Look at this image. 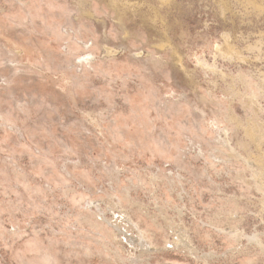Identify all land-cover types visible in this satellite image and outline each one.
<instances>
[{"label":"rangeland","instance_id":"obj_1","mask_svg":"<svg viewBox=\"0 0 264 264\" xmlns=\"http://www.w3.org/2000/svg\"><path fill=\"white\" fill-rule=\"evenodd\" d=\"M262 137L264 0H0V264H264Z\"/></svg>","mask_w":264,"mask_h":264},{"label":"bare ground","instance_id":"obj_2","mask_svg":"<svg viewBox=\"0 0 264 264\" xmlns=\"http://www.w3.org/2000/svg\"><path fill=\"white\" fill-rule=\"evenodd\" d=\"M24 3V2H23ZM227 36V35H226ZM107 50H109V49H107ZM233 50H235V49H233ZM109 52H110V50H109ZM229 54V53H228ZM94 57H95V54H94V52L92 51V50H89V52L86 54V55H84L83 57H79L80 58V62H86V63H88V64H91L92 63V61H93V59H94ZM263 72V71H262ZM255 95V94H254ZM256 96V95H255ZM256 102V101H255ZM261 128V127H260ZM250 130V129H249ZM263 132V131H262ZM253 137V136H252ZM263 138V137H262ZM264 139V138H263ZM225 141V140H224ZM253 141V140H252ZM256 142V141H255ZM258 143V142H257ZM260 145V144H259ZM232 150L234 151L235 150V148L233 147L232 148ZM231 150V151H232ZM232 151V152H233ZM235 152V151H234ZM233 155V154H232ZM235 155V154H234ZM247 160V159H246ZM253 160V159H252ZM255 161V160H254ZM250 163V162H249ZM250 165V164H249ZM254 166V165H253ZM262 166V165H261ZM250 167V166H249ZM264 168V167H263ZM253 170V169H252ZM262 172V171H261ZM260 172V173H261ZM258 176V175H257ZM261 176V175H260ZM261 179V178H260ZM263 180V179H262ZM261 182V181H260ZM259 182V183H260ZM262 186H264V183L261 185V187ZM263 188V187H262ZM263 190V189H262ZM264 209V208H263ZM136 226H137V224H136ZM139 227V226H138ZM141 234H140V238L143 240V239H147V238H145V236H144V234H143V231H141L140 232ZM146 235V234H145ZM235 235V234H234ZM237 236V235H236ZM259 237V236H258ZM139 238V237H138ZM254 239H257V236H254ZM256 241V240H255ZM258 242H260V240H258Z\"/></svg>","mask_w":264,"mask_h":264}]
</instances>
